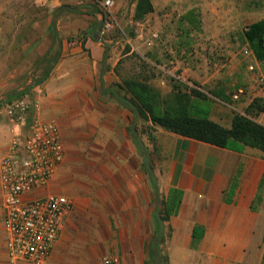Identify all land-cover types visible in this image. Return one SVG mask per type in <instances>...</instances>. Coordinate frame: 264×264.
I'll use <instances>...</instances> for the list:
<instances>
[{"label":"crops","instance_id":"obj_1","mask_svg":"<svg viewBox=\"0 0 264 264\" xmlns=\"http://www.w3.org/2000/svg\"><path fill=\"white\" fill-rule=\"evenodd\" d=\"M135 1L113 0L116 24L125 34L134 28L136 36L119 38L114 28L110 35L115 43L108 45L89 34L98 28L100 19L98 11L81 0H0V159L22 131V126L6 118L3 106L24 89H29L24 96L41 90L39 116L54 120L59 130L94 129L96 144L101 138L106 144L130 145L125 109L101 91L102 70L103 89L107 90L114 82V66L124 44L134 45L139 55L138 50L150 54V65L165 63L162 47L174 43L180 48L175 50L182 52L201 32L207 15L196 8L197 3L182 12H162L163 0H149L152 12L134 20ZM174 1L178 7L187 2ZM152 35L157 38L147 48L145 42ZM259 63L264 66V61ZM202 77L204 83L211 81ZM38 79L41 82L35 84ZM242 81L248 100L254 87L248 74ZM208 118L229 128L232 113L210 106ZM256 122L264 126V111L258 113ZM171 135L174 145L165 153L161 169L156 164L152 168L157 191L137 152L89 153L86 166L90 170L82 176L84 181L63 160L38 194H61L71 202L45 264H101L108 254L117 255L120 264H149L153 215L163 206L169 210L160 246L165 264H263L264 152L249 147L235 152ZM87 181L105 186L95 190L84 184ZM3 218L0 191V264H7ZM194 228L201 233L195 239Z\"/></svg>","mask_w":264,"mask_h":264},{"label":"built area","instance_id":"obj_2","mask_svg":"<svg viewBox=\"0 0 264 264\" xmlns=\"http://www.w3.org/2000/svg\"><path fill=\"white\" fill-rule=\"evenodd\" d=\"M81 1L98 11V36L101 43H115L110 35L114 28L117 29L119 38H127L124 29L114 19L113 0ZM156 38V35H152L145 42V46L152 47ZM242 54L246 58V69L254 87V95L248 100L244 84L229 82V91L224 98L210 96L200 85L176 72V61H168L171 69L166 68V64L155 62L152 67L171 78L172 88L187 94L195 91L215 100L232 114L251 118L247 113L250 104L254 100L264 103V76L260 72V63L251 50L246 48ZM40 96L41 90L38 88L30 96L13 99L3 106L6 118L22 126V131L13 137L0 159V191L7 264H45L64 219L71 210V202L64 195H38L55 176L64 159V146L58 124L52 119L42 120L39 116ZM243 102H246L245 108L241 106ZM30 195L33 197L28 198ZM261 201L264 202V182ZM101 264H120V259L115 254H108L101 258Z\"/></svg>","mask_w":264,"mask_h":264},{"label":"rangeland","instance_id":"obj_3","mask_svg":"<svg viewBox=\"0 0 264 264\" xmlns=\"http://www.w3.org/2000/svg\"><path fill=\"white\" fill-rule=\"evenodd\" d=\"M158 1L160 2V0ZM163 1L166 5L163 7L162 12H182L187 6L197 3L199 5L196 8L207 15L201 32L198 33L197 37H194L195 40L192 38L188 41L187 47H183L182 52L177 51L180 48L174 47V43L171 46L167 44V48L162 47L161 52L164 55L163 61L165 63L162 62L161 64H166V68L171 69L172 67L168 64V61H176L175 70L177 73H181L195 84L200 85L210 96L215 95L224 98L229 91V82L242 84L243 78L249 73L246 69V58L242 54L244 49L249 48L243 37V32L244 28L250 23L264 19V0H187L183 7H178L174 0ZM133 30L135 29L132 28L131 31H126V35L129 38L136 36ZM122 48V53L118 55V60L114 66L115 79L111 86L121 85L124 80H137L148 83L162 97L173 93L171 90V78L147 62V60L152 58L150 54L138 50L142 54L139 55L132 44H124ZM127 52L129 54L122 56ZM143 58H146V60ZM259 65L260 72L264 76V66L261 63ZM203 75L211 81L204 83L202 81ZM214 80L217 83L214 84ZM115 88L120 95L123 94L119 87ZM190 95L193 100L197 98L193 93ZM200 97L199 99L204 100L205 103L209 102L212 108L223 107L207 96ZM261 108L264 111V103H260L259 107L256 106L248 112L255 122L258 113L261 112ZM228 111L231 112L230 110ZM113 123L114 125L117 124L115 121ZM148 126L149 124L140 118L136 119V127L142 133L141 139L147 146V163L151 168H154L156 164L161 169L165 153L174 145L173 136L170 132L155 126L150 132L153 140H149L147 136ZM60 130L63 138L61 139L65 147L63 160L64 162L67 160L66 162L69 164L68 170L74 172L79 180L84 181L86 178L82 176L86 175L87 171L90 170L86 166V158L89 153L101 154L132 151L139 153L131 142L130 145H126V148L122 142L119 145L116 144V141L106 144L104 139L101 138L99 139L100 143H94L97 132L94 129L86 130L83 127L78 129L65 127L60 128ZM139 154L142 155L141 153ZM98 179H101V177H98ZM112 180L116 183L117 177H112ZM84 184L89 187L95 186V190H100L105 186L98 185V183L90 184L88 181Z\"/></svg>","mask_w":264,"mask_h":264},{"label":"trees","instance_id":"obj_4","mask_svg":"<svg viewBox=\"0 0 264 264\" xmlns=\"http://www.w3.org/2000/svg\"><path fill=\"white\" fill-rule=\"evenodd\" d=\"M135 2L132 16L134 20L141 19L145 14L152 12L153 8L149 0H136ZM243 37L255 59L264 61V19L247 25L244 28ZM102 75L103 70L100 75L101 91L108 93L125 109L127 114L126 136L136 147V150L143 155L142 169L147 174L152 188L156 191L155 177L152 174L151 166L147 163V146L141 139L142 133L136 127L137 118L149 124L147 127L149 140H153L150 135L152 128L158 126L170 133L235 152H241L245 147L264 152L263 125L251 118L233 114L230 127L224 128L208 118L211 104L199 99L203 95L195 91L192 92L197 97L195 100H192L190 94L181 92L179 89L176 90V88H172L173 93L169 96L162 97L150 85L137 80H124L121 85H110L106 90L103 89ZM40 82L41 80L38 79L34 83ZM115 87H119L123 94L120 95ZM28 91L29 89H24L22 92L11 95L8 102L23 97ZM260 103L259 100H254L247 109V113L256 106L259 107ZM158 199L157 193V202ZM163 207L156 209L153 215L155 227L147 246L149 264H165L160 246L164 241L163 221L169 210L167 207ZM196 229L194 228V239L201 234L195 233Z\"/></svg>","mask_w":264,"mask_h":264},{"label":"water","instance_id":"obj_5","mask_svg":"<svg viewBox=\"0 0 264 264\" xmlns=\"http://www.w3.org/2000/svg\"><path fill=\"white\" fill-rule=\"evenodd\" d=\"M98 28L89 32V34L92 36L93 39L97 40L98 42H102L101 38L98 36Z\"/></svg>","mask_w":264,"mask_h":264}]
</instances>
